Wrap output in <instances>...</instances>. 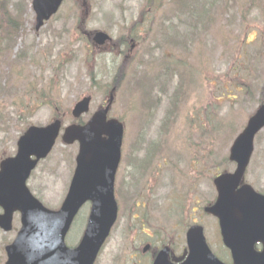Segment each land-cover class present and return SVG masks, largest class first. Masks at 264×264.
I'll use <instances>...</instances> for the list:
<instances>
[{"label":"rangeland","instance_id":"1","mask_svg":"<svg viewBox=\"0 0 264 264\" xmlns=\"http://www.w3.org/2000/svg\"><path fill=\"white\" fill-rule=\"evenodd\" d=\"M30 1L0 0V108L7 111L4 121L13 112L18 122L10 130L7 154L14 152L18 131L24 125L22 118L32 113L33 108L39 110L28 119L33 125L45 126L59 114L41 99L44 93L49 91L51 100L61 106L60 119L67 127L74 121L71 111L78 100L88 94L93 97L91 111L83 117L86 122L108 100L109 91L117 87L109 118L123 117L129 125L126 143L130 162H144L151 154L157 161L158 155L152 153L154 148L158 144L168 145L170 140V149L188 148L184 152L187 158L179 152L173 160L164 159L154 169L136 165L134 176L131 167L125 168L120 190L128 204L136 190L146 186V179L155 178L156 182L158 177L170 173L169 189L160 192L157 182L153 184L152 199L147 204L150 212L162 219L180 204L175 210L186 218L181 219L177 230L175 242L179 244L184 239V227L193 220L187 210H192L194 202L200 206L213 202L212 177L225 168L234 170L227 160L230 142L256 109V97L254 101L248 97L245 102L242 89L249 81L257 92L258 84L252 82L257 78L251 76L264 69V0H202L205 6L199 3L196 9L200 14L205 11V17L195 22L190 19L193 16L190 10L186 11L187 22L176 15V9L169 14L175 0H88L86 29L108 32L113 39L114 45L105 49L108 53L104 55H97L99 50L91 47L78 30L80 2H68L50 25L35 33ZM192 2L183 0L179 5L183 9L192 6ZM187 26L200 27L195 31V40L174 48L158 42L179 35L171 32ZM198 34L202 41L194 54L192 47L197 43ZM130 43L137 47L128 59L125 56L129 55ZM202 51L207 53L205 66H202ZM167 58L176 60L180 72L163 69ZM152 66L160 69L153 76V87H147L144 69ZM195 67L201 71L199 80L195 77L196 82L190 75ZM261 90L264 94V88ZM134 107L138 112H133ZM18 109L23 111L22 118L16 114ZM6 136L1 128L0 140L5 141L1 143L0 160L7 150ZM257 141L259 146L249 172L250 180L246 178L256 189L264 190V137ZM75 150L76 145L66 146L59 140L53 154L40 164L28 182L45 207L58 210L63 202L75 167ZM83 217L73 228L70 243L82 236L86 218ZM123 223L115 230L102 263L125 264L127 240L120 238ZM156 225L166 231L163 224ZM206 226L211 239L212 227ZM12 236L0 233L1 262V250ZM211 242L216 246V253L221 254L223 247L217 230Z\"/></svg>","mask_w":264,"mask_h":264},{"label":"water","instance_id":"2","mask_svg":"<svg viewBox=\"0 0 264 264\" xmlns=\"http://www.w3.org/2000/svg\"><path fill=\"white\" fill-rule=\"evenodd\" d=\"M63 0H36L35 8L38 11V19L47 18L51 15L53 10L49 9L48 14L45 13L43 8L51 6L59 7ZM47 3V4H46ZM50 4V5H49ZM100 36V35H99ZM99 41V40H98ZM91 98L85 99L84 101L77 104L76 109L73 114L77 118L81 114L88 112L89 103ZM111 104V102H110ZM110 106V105H109ZM107 109L99 111L96 115L93 116L92 120L86 127H70L67 129V134L64 138V141L67 143H73L75 141H80L81 143V152L83 154L89 153L92 149L100 156L106 154H112L116 151L119 155L120 146L122 143V133L123 128L116 121H111L107 123L106 115L109 112L110 107ZM60 123L51 126L45 131H39L43 136H38V138L43 139L45 146L48 145L49 140L51 139L50 135L55 137L58 134ZM264 127V108L259 110V113L250 121L249 126L244 131L243 135L237 140L236 146L231 151V160L238 161V171L234 175H223L215 181L217 190L219 191L218 203L210 211L213 214H216L222 219L223 230L222 234L225 235L226 231L236 220L225 214V209H228L232 206L233 199L232 193L235 186L242 180V176L246 169V164L249 160V155L252 151V141L255 137V133ZM109 137V141L105 142L102 139L103 135ZM47 139V140H46ZM43 143H38L35 148L39 149ZM35 148H26L22 154H26L27 157H30L35 154H40L35 151ZM43 151V150H42ZM45 151V150H44ZM41 152V151H40ZM6 182H0V193L5 186ZM72 202H66L63 206V210L58 215H53L47 213L44 209L37 206V211L29 210L25 213L23 221L25 227L31 226L38 218L44 220L45 231L49 230L56 232L55 243L44 250H39V253L36 255L29 254L18 250L17 246H14L11 249L10 255L12 258H17L14 262L19 264H43L41 261H44L46 264H59L57 258L62 256L61 263H67L65 256V250L63 247V237L65 236L68 228L70 227L73 216L79 210L80 205L78 204L77 191L74 190L71 194ZM240 212L238 214V219L243 217L245 222H248L252 225L254 230L259 233L257 237L254 238L253 242L261 241L264 244V198L256 196L251 189L244 190L240 193ZM227 217V220L225 218ZM91 220L88 226V232L86 237L83 239L81 252L77 255V260L83 259V252L86 257L80 263H84L90 257L95 258L101 244L105 240V235L109 231V227L115 220V206L113 202L109 204V207L106 209V217L102 223L98 221L97 211H93L91 215ZM246 218V220H245ZM228 223V224H227ZM226 237V235H225ZM227 241V237H226ZM236 257V256H235ZM237 257H240L244 260L245 264H264V251L260 254L254 255L251 252L249 254H238ZM39 259V260H38ZM59 261V260H58Z\"/></svg>","mask_w":264,"mask_h":264},{"label":"flooded vegetation","instance_id":"3","mask_svg":"<svg viewBox=\"0 0 264 264\" xmlns=\"http://www.w3.org/2000/svg\"><path fill=\"white\" fill-rule=\"evenodd\" d=\"M252 82H253V83L255 82V83H257V84H259V83L262 82V84L260 85V87H261V88H264V78H257L255 81H252ZM248 85H249V87H248ZM248 85L245 86V87H246V90H247V92H246V94H245L246 99H247L248 97H250V96H249L250 94L255 93V91L253 90V88H254L255 86H252V85H251V82H249ZM248 88H250V89H249L250 92H249ZM263 95H264V94L262 93V91H261V92L259 91V94H258V100H260L261 103H257V105H263V104H264V100L262 99V98H263ZM261 136H262V138L264 137V130L261 131L259 135H257V138H256V140H255L256 149H257V147L259 146L257 140H258ZM262 191L264 192V190H262ZM202 211H203V208H202L200 205H196V208H195V205H194L193 208H192V210H189V212H191V213L193 214L192 217H200V220L202 219V217H204V218L206 219V217L204 216V214L201 213ZM181 218H186L185 215H184L183 213H180V214H178V215L176 216L177 223L181 220ZM194 221H197V220H194ZM175 229H176V228H174V230H175ZM156 253H157L156 251L152 252V253H151V254H152L151 256L153 257V255H156ZM144 255H146V254H144ZM135 260H136L135 263L138 264L140 258H135ZM177 260H178V261H182V260H183V255H178V254H177Z\"/></svg>","mask_w":264,"mask_h":264}]
</instances>
